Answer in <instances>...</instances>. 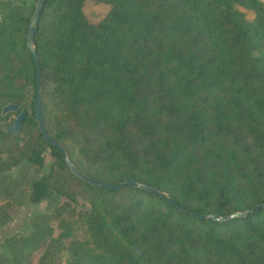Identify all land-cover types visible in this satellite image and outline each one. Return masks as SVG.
Listing matches in <instances>:
<instances>
[{"label":"trees","instance_id":"1","mask_svg":"<svg viewBox=\"0 0 264 264\" xmlns=\"http://www.w3.org/2000/svg\"><path fill=\"white\" fill-rule=\"evenodd\" d=\"M84 1L45 0L39 17L45 129L90 178L133 179L175 203L69 171L34 117L25 33L35 0H0L1 205L28 167L50 161L28 184L29 201L45 207L27 235L5 240L0 264H30L34 253L54 264L61 251L70 264H264V206L225 221L194 214L264 203V2L97 0L111 8L91 21ZM18 76L32 86L28 105ZM8 102L26 110L17 134L5 131ZM13 213L0 208V224Z\"/></svg>","mask_w":264,"mask_h":264},{"label":"water","instance_id":"2","mask_svg":"<svg viewBox=\"0 0 264 264\" xmlns=\"http://www.w3.org/2000/svg\"><path fill=\"white\" fill-rule=\"evenodd\" d=\"M45 0H35V5L33 8V11L28 19L27 26H26V33H25V47L30 53V56L32 58L33 65L35 67V98L33 102V110H34V117L36 121L37 128L42 135L43 139L47 142H50L52 145H54L61 153L63 160L68 167L69 171L77 176L79 179L89 183L92 186L105 188L109 190L118 189L123 186H131V187H138L140 189L146 190L147 192L153 193L158 195L161 198L166 199L167 201L171 203H175L171 197H169L165 192L158 190L155 187L142 184L139 182H136L133 179H128L123 182H119L116 184H109L106 182L98 181L96 179L90 178L89 176L82 173L80 170H78L75 165L72 163L70 158L68 157V154L65 150V148L58 143L53 137H51L44 126L43 116H42V110H41V99H40V93H41V74H40V67H39V60L38 55L36 51V46L34 42V37L37 32V24L39 21V17L41 15V12L44 8ZM9 112L16 113V116L14 118L13 123L10 126L5 127V131L17 134L20 130V128L23 125V121L25 119L26 110L24 108H21L20 104L14 103V102H8L4 104L1 108V116H5ZM264 206V203L255 204L251 210L246 211H239L234 212L232 214L226 215V216H220L219 214H207L202 215L199 213H194L196 216L201 218H211L212 220L216 221H225L234 217H241L245 216L248 212L254 210V209H260ZM180 209L186 211L185 208L182 206H179ZM134 251L137 252V254L141 255L142 251L138 248L137 245L133 246Z\"/></svg>","mask_w":264,"mask_h":264},{"label":"rangeland","instance_id":"3","mask_svg":"<svg viewBox=\"0 0 264 264\" xmlns=\"http://www.w3.org/2000/svg\"><path fill=\"white\" fill-rule=\"evenodd\" d=\"M32 1V0H28ZM264 1V0H262ZM111 8V5L108 3H103L97 0H85L83 4V10L87 17L91 21H98L102 19ZM249 18L253 17L251 12L247 13ZM21 56H25L23 50H19ZM24 79L20 76L14 79V83L19 90L22 91L24 101L28 105L31 100L32 95V86L24 83ZM14 113L10 112L9 114ZM16 116H9V120H13ZM10 123L8 126H10ZM49 159L45 160V164L42 168L37 167H28V177L26 183L15 193L13 198L7 204L1 205L0 208L6 209L9 208L14 211L13 216L6 222L0 224V255L7 251L6 246L4 245L5 240L13 235L22 234L27 235L31 231V219L38 212L42 211L45 207L44 203L32 204L28 199V184L33 178H37L42 174L48 172L49 169ZM15 172V170L11 171ZM57 233V228H56ZM70 257L65 251H61L57 254L54 264H70ZM30 264H39V255L34 253V256L31 259Z\"/></svg>","mask_w":264,"mask_h":264},{"label":"crops","instance_id":"4","mask_svg":"<svg viewBox=\"0 0 264 264\" xmlns=\"http://www.w3.org/2000/svg\"><path fill=\"white\" fill-rule=\"evenodd\" d=\"M264 2V1H263Z\"/></svg>","mask_w":264,"mask_h":264}]
</instances>
